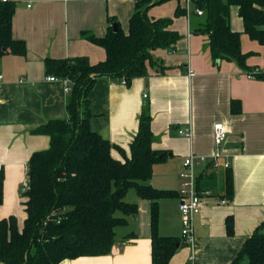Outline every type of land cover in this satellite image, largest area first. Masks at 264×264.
<instances>
[{"label":"crops","instance_id":"0c3cea01","mask_svg":"<svg viewBox=\"0 0 264 264\" xmlns=\"http://www.w3.org/2000/svg\"><path fill=\"white\" fill-rule=\"evenodd\" d=\"M11 1L16 3L12 37L25 43L26 55L0 57V167L4 168L0 219L15 217L21 230L26 218V164L33 152L49 146V137L33 135L31 130L49 120L67 117L65 84L63 80H46L44 60H104L103 48L83 39L81 33L105 36L109 17L126 32L135 0ZM177 8L182 9L181 0H170L147 12L151 19L171 18V28L180 36L172 50L153 51V57L167 70L161 75L149 70L148 76L134 79L130 87L98 79L89 95L90 125L129 155L141 106L148 102L151 129L156 137L152 148L168 151L166 159L154 165L150 184L159 190L176 191L184 158L191 152L212 155L213 125L223 123L227 139L221 152L223 160L230 162L233 197L225 205H205L195 218L193 264H230L264 220V79L248 77L264 74V46L246 34L240 36L251 73L239 69L234 62H213L207 37L192 31L195 17H175ZM229 21L232 30L242 31L235 6L230 8ZM232 100L240 102L239 114L231 113ZM184 129H190V138L178 134ZM112 155L120 157L115 150ZM224 172H212L218 193ZM126 200L136 203L138 211L127 218L126 225L116 229L110 254L67 259L59 264H151V202L139 198L134 190L128 191ZM157 204L158 233L181 238L177 198L159 199ZM229 216L233 219L232 235L227 234L225 227ZM190 255V248L183 244L169 264H187Z\"/></svg>","mask_w":264,"mask_h":264},{"label":"trees","instance_id":"16d2710c","mask_svg":"<svg viewBox=\"0 0 264 264\" xmlns=\"http://www.w3.org/2000/svg\"><path fill=\"white\" fill-rule=\"evenodd\" d=\"M170 0H135L128 28L123 32L114 18H108L105 36L82 32L81 37L105 51L104 60L90 63L87 57L44 60L45 73L68 80L66 119L49 120L31 130L33 135L49 137L47 149L35 151L26 164L23 196L26 218L19 230L13 216L0 219V264H59L63 260L110 254L116 229L135 216L137 204L126 195L134 190L151 202V264H169L183 246L181 238L161 236L157 231L158 200L178 197L177 191L151 186L153 167L164 161L168 151L152 148L156 140L151 129L150 105L141 106L137 132L129 144V155L91 129L90 92L95 82L106 78L130 87L136 78L153 70L163 74L167 67L153 57L157 49L172 50L180 39L171 28V18L151 19L150 8ZM180 1V0H176ZM195 17L193 33L207 37L211 60L234 62L247 73V53L240 36L264 46V0H191ZM238 8L242 31L231 29V7ZM16 3L0 0V57H24L25 43L12 37V18ZM190 14V15H191ZM186 15L177 8L175 17ZM113 24L117 31L113 32ZM264 79V74H253ZM147 98V97H146ZM145 98V99H146ZM240 102L232 100L233 115L241 112ZM115 150L119 158L112 155ZM4 168L0 167V205L3 202ZM212 173L199 178V185L214 190ZM220 198L233 197L232 174L227 169L221 183ZM119 214V215H118ZM226 232L233 234V219L225 221ZM131 235V234H129ZM230 264H264V220L245 240Z\"/></svg>","mask_w":264,"mask_h":264},{"label":"built area","instance_id":"2783aa9c","mask_svg":"<svg viewBox=\"0 0 264 264\" xmlns=\"http://www.w3.org/2000/svg\"><path fill=\"white\" fill-rule=\"evenodd\" d=\"M5 2L6 0H2ZM183 6L186 16L191 13H195L198 16L202 15V11L194 9L191 0H184ZM189 73V76H192ZM248 77H255L254 75H248ZM2 75H0V81ZM46 80L49 82H56L57 79L54 76H47ZM65 89L68 91V80H63ZM147 97L143 94V98ZM179 135L190 138V129H184L178 131ZM227 139V129L221 122L213 125V145L214 153L210 156L196 155L190 153L186 156L182 162V171L179 173V185L177 188L178 193V211L181 215V239L182 243L190 248L191 255L187 264H193L194 260V222L195 218L200 214L202 208L209 204L214 203L218 205H225L227 200L220 198L219 193L212 189L203 188L199 185V178L217 170L230 169V162L223 160L224 155L221 152V148L225 145Z\"/></svg>","mask_w":264,"mask_h":264},{"label":"water","instance_id":"95a60500","mask_svg":"<svg viewBox=\"0 0 264 264\" xmlns=\"http://www.w3.org/2000/svg\"><path fill=\"white\" fill-rule=\"evenodd\" d=\"M116 31H117V26H116V24H113V32H116ZM23 190H24V188L21 186L20 187V193H22Z\"/></svg>","mask_w":264,"mask_h":264},{"label":"rangeland","instance_id":"374dc122","mask_svg":"<svg viewBox=\"0 0 264 264\" xmlns=\"http://www.w3.org/2000/svg\"><path fill=\"white\" fill-rule=\"evenodd\" d=\"M182 1V6H184V4H185V2H184V0H181ZM3 203V202H2ZM119 215V214H118Z\"/></svg>","mask_w":264,"mask_h":264}]
</instances>
